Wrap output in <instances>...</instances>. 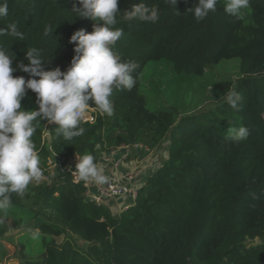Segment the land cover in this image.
Masks as SVG:
<instances>
[{
    "label": "trees",
    "instance_id": "16d2710c",
    "mask_svg": "<svg viewBox=\"0 0 264 264\" xmlns=\"http://www.w3.org/2000/svg\"><path fill=\"white\" fill-rule=\"evenodd\" d=\"M140 2L118 0L120 16ZM143 2L158 5L157 22H122L118 16L115 25L124 35L113 51L135 60L138 68L130 92H113L114 115L101 116L95 109L96 120L84 122L85 132L72 141L56 136L58 124L41 120L33 139L43 174H49L52 152L92 154L97 162L99 150L110 153L123 144L158 150L167 142V157L122 211L88 200L84 185L64 171L49 182L33 181L24 197L13 194L7 219L44 236L38 259L27 257L22 242L21 264H264V0H250L243 20L226 14L221 3L199 22L187 11L198 0H177L174 6L167 0ZM8 5L0 27L18 22L25 35L23 41L0 36V47L14 54L13 67L28 63L25 52L38 47L48 61L45 70L66 71L75 55L71 35L80 29L90 33L94 23H103L75 17L73 0H8ZM46 25L56 26L53 36H43ZM233 58L240 59L239 76L206 86L222 101L215 109L180 114L177 107L146 105L142 74L150 62H171L174 72L191 83ZM12 75L29 78L19 70ZM229 90L241 94L240 111L226 103ZM21 104L26 111L37 110L36 94L26 89ZM232 119L235 126L240 119L249 128L246 140L228 138ZM5 234V224L0 225V262L7 252Z\"/></svg>",
    "mask_w": 264,
    "mask_h": 264
},
{
    "label": "clouds",
    "instance_id": "9594fccd",
    "mask_svg": "<svg viewBox=\"0 0 264 264\" xmlns=\"http://www.w3.org/2000/svg\"><path fill=\"white\" fill-rule=\"evenodd\" d=\"M167 2L174 6L177 0ZM221 3L223 11L237 20H243L244 10L250 7V0H198L195 8L190 7L187 11L192 12L199 22L209 13L216 12L217 5ZM72 11L75 17L103 23H94L90 33L80 29L71 35L69 43H74L75 55L66 71H61L59 67L45 70V62L48 61L42 58V50L38 47H31L25 52L28 63L21 61L13 67L14 54L10 55L9 51L0 47V225L6 223L13 209V194L24 197L29 185L42 178L33 139L40 121L58 124L56 136L72 141L85 132L81 125L90 109H96L101 116H113V92H130L137 84L132 74L138 68L137 62L124 60L113 51L124 35L123 28L115 27L121 13L118 0H73ZM8 15V0H0V19ZM134 19L144 23L157 22L158 5L149 6L141 0L120 16L122 22ZM55 28L46 25L43 36H53ZM5 35L15 40L25 39L18 22L0 27V36ZM17 70L28 73L29 78L14 77L12 73ZM26 89L36 94L37 110L26 111L22 108L21 101ZM224 99L233 110H241L242 96L238 91L229 90ZM89 101L94 106H90ZM227 132L234 143L246 140L250 134L249 128L244 125H230ZM77 159L74 172L77 182L97 185L110 182L105 168L95 162L92 154H84ZM31 234L35 238L39 230L31 231Z\"/></svg>",
    "mask_w": 264,
    "mask_h": 264
},
{
    "label": "rangeland",
    "instance_id": "374dc122",
    "mask_svg": "<svg viewBox=\"0 0 264 264\" xmlns=\"http://www.w3.org/2000/svg\"><path fill=\"white\" fill-rule=\"evenodd\" d=\"M240 59L233 58L222 60L215 67L207 69L204 75L193 82H188L186 76L178 75L173 70V65L167 60L150 62L143 74L141 94L146 105L152 110H168L177 107L180 114H194L215 109L222 101H216L217 97L211 93L208 84L218 80L235 79L239 76ZM232 119L229 124L233 127L241 126V120L236 119L238 126H235ZM165 142L162 155L167 157V145ZM6 234L3 244L6 248V255L0 264H21L19 259L22 242L26 245V255L30 259H38L44 251V236L39 235L33 238L31 231L34 227L17 228L12 225L10 219L5 223ZM31 230V231H30ZM74 240L81 246H85L77 236Z\"/></svg>",
    "mask_w": 264,
    "mask_h": 264
},
{
    "label": "built area",
    "instance_id": "2783aa9c",
    "mask_svg": "<svg viewBox=\"0 0 264 264\" xmlns=\"http://www.w3.org/2000/svg\"><path fill=\"white\" fill-rule=\"evenodd\" d=\"M96 120V110L90 109L87 116L85 117L84 122H94ZM49 139V133L44 134V140ZM116 150H122L123 153L116 161V166L121 165L128 159L129 156L133 155V152H139L149 149L144 147L143 144H138L136 146L130 145H121L118 149L110 152L114 154ZM77 157H80L79 154L75 153L69 157H61L56 153L52 152L47 159V166L49 174H43L42 178L38 181H51L53 176L58 171L68 172L73 180L77 182L75 172V165L78 162ZM145 169V167H144ZM143 168L135 169L129 173L123 175H108L110 177V182L105 185H97L94 183H82L86 188V198L97 204H109L110 202L124 201L127 202L123 205V210L133 204L137 198L139 189L143 183L136 181L141 175L145 172ZM122 211V210H121Z\"/></svg>",
    "mask_w": 264,
    "mask_h": 264
},
{
    "label": "crops",
    "instance_id": "0c3cea01",
    "mask_svg": "<svg viewBox=\"0 0 264 264\" xmlns=\"http://www.w3.org/2000/svg\"><path fill=\"white\" fill-rule=\"evenodd\" d=\"M162 150H144L139 152H133L132 156H129L121 165L116 166V161L122 155V150H116L114 154L98 152V161L97 163L102 165L105 168L107 175H123L129 173L135 169L143 168V175L139 176L140 178L136 181L139 183H144L147 180V177L157 168L165 159V155H162ZM127 202L124 201H114L110 202L109 205L113 207H118L119 211L123 210V205Z\"/></svg>",
    "mask_w": 264,
    "mask_h": 264
}]
</instances>
